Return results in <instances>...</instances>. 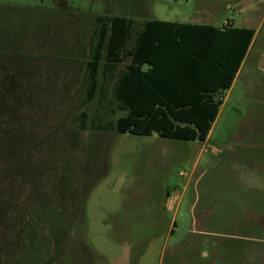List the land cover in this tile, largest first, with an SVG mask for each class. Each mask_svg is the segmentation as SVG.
<instances>
[{"label":"rangeland","instance_id":"374dc122","mask_svg":"<svg viewBox=\"0 0 264 264\" xmlns=\"http://www.w3.org/2000/svg\"><path fill=\"white\" fill-rule=\"evenodd\" d=\"M97 14L255 30L205 142L78 127ZM263 57L264 0H0V264H264Z\"/></svg>","mask_w":264,"mask_h":264},{"label":"trees","instance_id":"16d2710c","mask_svg":"<svg viewBox=\"0 0 264 264\" xmlns=\"http://www.w3.org/2000/svg\"><path fill=\"white\" fill-rule=\"evenodd\" d=\"M82 76V129L205 142L255 30L97 14ZM128 60V61H127Z\"/></svg>","mask_w":264,"mask_h":264},{"label":"water","instance_id":"95a60500","mask_svg":"<svg viewBox=\"0 0 264 264\" xmlns=\"http://www.w3.org/2000/svg\"><path fill=\"white\" fill-rule=\"evenodd\" d=\"M260 67L262 68V69H264V57L261 59V61H260Z\"/></svg>","mask_w":264,"mask_h":264},{"label":"crops","instance_id":"0c3cea01","mask_svg":"<svg viewBox=\"0 0 264 264\" xmlns=\"http://www.w3.org/2000/svg\"><path fill=\"white\" fill-rule=\"evenodd\" d=\"M237 76V75H236ZM224 100H225V98H224ZM209 137V136H208Z\"/></svg>","mask_w":264,"mask_h":264}]
</instances>
